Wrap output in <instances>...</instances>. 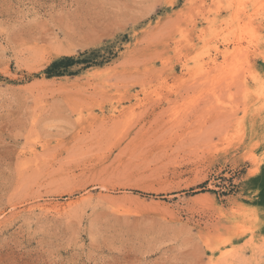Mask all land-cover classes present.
Wrapping results in <instances>:
<instances>
[{
    "label": "rangeland",
    "instance_id": "obj_1",
    "mask_svg": "<svg viewBox=\"0 0 264 264\" xmlns=\"http://www.w3.org/2000/svg\"><path fill=\"white\" fill-rule=\"evenodd\" d=\"M0 264H264V0H0Z\"/></svg>",
    "mask_w": 264,
    "mask_h": 264
},
{
    "label": "trees",
    "instance_id": "obj_2",
    "mask_svg": "<svg viewBox=\"0 0 264 264\" xmlns=\"http://www.w3.org/2000/svg\"><path fill=\"white\" fill-rule=\"evenodd\" d=\"M99 50H91L80 53L77 57L75 56H61L53 60L45 69L48 77L64 75L69 72V68L76 64H84L85 67L92 65H102L108 61L109 57L102 56L98 60Z\"/></svg>",
    "mask_w": 264,
    "mask_h": 264
},
{
    "label": "bare ground",
    "instance_id": "obj_3",
    "mask_svg": "<svg viewBox=\"0 0 264 264\" xmlns=\"http://www.w3.org/2000/svg\"><path fill=\"white\" fill-rule=\"evenodd\" d=\"M243 55H244V54H243ZM239 56H240V55H239ZM241 58H242V57H241ZM244 58H245V57H244ZM32 148H33V147H32ZM32 150H33V149H32ZM33 151H34V150H33ZM33 151H32V152H33ZM35 155H36V154H35ZM55 209H56V208H55ZM62 209H63V208H62ZM52 210H53V209H52ZM61 212H62V211H61Z\"/></svg>",
    "mask_w": 264,
    "mask_h": 264
}]
</instances>
